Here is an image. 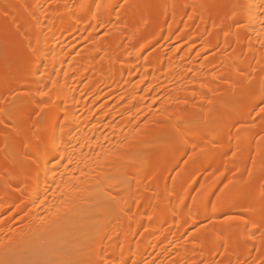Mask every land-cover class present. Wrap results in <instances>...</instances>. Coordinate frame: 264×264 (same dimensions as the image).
<instances>
[{"label":"bare ground","instance_id":"bare-ground-1","mask_svg":"<svg viewBox=\"0 0 264 264\" xmlns=\"http://www.w3.org/2000/svg\"><path fill=\"white\" fill-rule=\"evenodd\" d=\"M0 1V37L13 28L21 41L8 43L9 50L38 56L29 78H17L25 91L14 107L3 101L14 74L0 70V247L33 235L44 221L48 231L57 224L51 232L65 236L71 230L62 221L71 216L78 218L73 229L90 239V218L109 210L88 251H101L102 257L85 260L81 254L60 264H202L219 255L222 264H241L255 255L264 242V200L243 195L259 191L254 177L264 181L263 143L255 142L264 119L250 125L255 102L237 109L233 101L242 93L240 76L257 70V82L264 78V0H168L161 9H155L157 0L133 1L144 9L141 14L131 2L118 9L120 0ZM102 31L108 36L99 38ZM221 43L234 47L233 53L198 66L199 54ZM157 44L174 46L169 58ZM172 83L174 94L167 88ZM220 84H226L223 95L229 99L219 103L228 110L222 116L229 117L211 130ZM193 90L200 105L188 100L173 106ZM263 99L260 92L253 101ZM30 100L37 109L28 107ZM155 106L157 113L143 126ZM8 119L14 135L3 130ZM236 126L228 142L220 141V131ZM205 135L211 145L202 144ZM232 151L237 161L225 164ZM2 158L30 164L11 169ZM234 166L236 176L216 201ZM218 169L204 198L191 203L202 174ZM221 212L244 214L241 235L224 225L199 230L189 245L178 243ZM14 213L24 217L23 230L8 227Z\"/></svg>","mask_w":264,"mask_h":264},{"label":"rangeland","instance_id":"rangeland-1","mask_svg":"<svg viewBox=\"0 0 264 264\" xmlns=\"http://www.w3.org/2000/svg\"><path fill=\"white\" fill-rule=\"evenodd\" d=\"M120 1H119L118 9H121L124 6H127L131 2L132 3L131 5L133 7V11H135L137 14H141L142 12H144L143 8L138 7L136 4H133V1H136V0H120ZM2 2L3 1H0V7L1 6L3 7L5 5V4L3 5ZM156 2H158V3H157V6L155 9H157V8L161 9L162 6H165L167 4L168 0H157ZM12 4H14V3L12 2ZM12 4H7L8 8ZM7 5H6V7H7ZM215 10H216V8H215ZM4 16L5 15L0 13V20H1V18H5ZM106 35L108 36L107 32L102 31L98 34V37L103 38ZM20 41H21V39H20L18 33L13 28L7 29L6 33L2 34V37H0V70L2 72L3 71H10V72H12V74H14V77L10 78L8 80L9 82H7L8 83L7 86L9 85L8 88L10 87L11 92H9V94H8L9 96L7 95L8 97L6 96V98L5 97L3 98V101L4 100H6L7 102L10 101L9 102L10 107H14L18 102H20L19 100L21 99L23 92L25 91V89L22 90L21 88L16 86V85H18L17 78L19 76H22V77L27 76L26 78H29V76H30L29 72L31 71V69L35 65V63H37V61H38V56L26 57L22 53L20 48H16V50L15 49L9 50V44L10 43H19ZM157 45H155V46L158 47V50H160V51L162 50V52H165L166 57L169 58L170 54H171V49L174 46L169 45L168 46L169 48H167V46L166 45L163 46V44L162 45L157 44ZM172 45H174V44H172ZM86 46H87V44L80 46V49H79L80 52L83 51ZM155 46H153L152 48H149L147 50L146 54H149V53H152L153 51H155L156 50V48H154ZM201 48H202L201 44L196 45L195 46V53H197L196 51L199 52L200 51L199 49H201ZM233 50H234V47H232V46L225 47L223 45V43H221L213 50H209L207 52H201V54H199V57L196 58L197 64H198V66H201L208 59L215 57V56H222V57L230 56L233 53ZM243 58H246L245 51L243 53ZM17 68H20V71L15 72V69H17ZM42 68H44V67H42ZM23 74L26 76H23ZM258 74H259V71L256 70L254 72H251L248 77L240 76L239 80L237 81V89L242 93L237 94L238 96L236 95V98L233 101V104L235 107H237V109H242V108L248 109L253 104V102H255V106L252 105L253 108L250 110V121H249L250 125L259 124V123L261 124L262 123L261 121L264 119V111H261V109H264V99L262 101H259L258 103H256V101H253L260 92L264 94V78H262L261 83H259L260 81L257 82L256 77ZM189 76L193 77L194 75L191 74ZM187 84L189 85L190 83H187ZM220 85L221 86H220V88H218L216 95L213 96L214 98L219 99V102L215 103L216 105L213 108V113L215 114L216 117L214 119L211 130H215L217 125L221 124L224 120H226L229 117V115H226V114H225L226 116H222V114L228 113V110H225L224 108H220L219 103L220 102H222V103L226 102L227 103V102H229L228 101L229 99H226V97L223 95V87L226 86V84H220ZM167 88H168V91L170 92V94H174L176 91V85H174L173 83L170 84ZM21 90H22V92H21ZM193 91H194L193 95H191V93L189 92L188 94H186L187 95L186 98L178 99L177 101L173 102L174 103L173 106L181 105L182 102L188 101V100H190L191 103L194 104L195 106L200 105L198 95H196L195 90H193ZM30 101H28V103H29L28 107L33 106L35 109H37L38 108L37 104H35V102L33 100H30ZM104 101H105V99H104ZM0 105H4V104L0 103ZM6 106H9V105L6 103ZM157 108H158V106H157ZM151 110H152V112L150 111V113L146 116V120H145V123L143 124V126L147 125L148 122L151 120L152 115H153L152 113H157V111H158V109H156V106L153 107ZM153 110H155V111H153ZM36 112H37L36 113L37 116H39L41 119H43L45 117L43 112H40L38 110H36ZM239 126H236V127L232 128L231 130L226 129V130L220 131V135L222 137V139L220 141H222V142L226 141L227 140V139L225 140L226 136H228V137L233 136L235 134V132L237 131V128ZM3 130L9 135L16 134V128L11 123L10 119H8L7 123L3 126ZM208 137H210V136L205 135V137H204L205 140L202 139L203 145L207 146L210 144ZM232 139H233V137H232ZM202 140H201V142H202ZM220 141L218 142L219 145L221 143ZM259 141H262L260 143H263V144H260V146L263 148L262 151L264 154V131L262 132V135L259 136L258 140L255 139L256 143H259ZM226 142H228V140ZM202 144H201V146H202ZM222 145H225V143H222ZM255 145H257V144H255ZM234 153L235 152H233V151L229 153L228 158H227V162H225V164H228V162L233 164L234 162L237 161V155ZM252 159H253V157L251 156L249 158V163H248L249 165L252 164ZM187 160H188L187 158L183 159L181 161V165L186 164L188 162ZM2 161L9 164L10 168L12 167L11 169H14L13 167H16V166H17L16 167V169H17V168H20V166L21 167L22 166H28L30 164V161L26 160L24 163H22V165L18 166L19 162L14 160V159H11V158H2ZM181 165H180V168H182ZM230 171H231V174L229 173L228 177L224 179V183L221 185L219 190H217L215 195H214V199L216 201H220L222 199L221 193L224 189H226L231 184L232 179L236 176L237 168L234 166L230 169ZM220 172H221L220 169H218V170H214L212 173H209V174H207V173H203L204 175L202 174V178H201L202 182H200L201 183L199 186L200 188H198L199 191L195 192V194L192 195V202L191 203H193V204L194 203L195 204L200 203L199 201L202 198H204V196L209 191V189L213 183L212 180H213L214 176L218 175ZM248 172L245 176L249 175ZM173 174L177 175V171L176 172L174 171L172 173V175ZM172 175H171V177L173 178L174 175L173 176ZM185 177H186V175L185 176L183 175L182 179L184 180ZM254 180L257 181V183H258L259 191L258 192H247L243 196H244V198H246L248 200H251V199H254L257 197L264 200V193H262V194L260 193V191L264 192V181L259 180L257 176L254 177ZM128 183H130V182L127 181V185H129ZM186 184H187V182L183 183V185H186ZM197 202H199V203H197ZM262 208H264V206ZM12 210L14 212V209H11L10 212ZM13 212L11 213L12 215H13ZM108 212H109V210L105 211L103 213V214H105L104 216L108 215ZM45 213L47 214L48 211L46 212V210H44V212H43L44 216H45ZM14 215H15V213H14ZM19 215H21V214H16L14 217H12V219H10L11 221L7 219L8 221L11 222V223L9 222L10 224L8 223V227L10 226L9 228L11 231L13 228H14L13 230H17V231L23 230L25 228V226L23 225L25 221L22 219V222H20V220L23 216H19ZM11 216L9 218H11ZM104 216H100V217H96V218H95V216H93L90 218L93 221L92 222L93 224L90 225V226H93L92 227L93 230L90 231V239H89V237L87 239V237H85V235H82V233H80L79 230L73 229V227L76 225L77 220H78L77 216H71L73 218H70V219L68 218V219H65L62 221L64 223L63 225H66L65 227H68V228H70L69 230H71L65 236H63L61 234H55L54 233V232H56L55 228H56L57 224H55V227L53 225L50 228V231H48L49 228L47 227V225H49V223L44 221L41 225H38L37 231L34 232L33 235H31V236L22 235L21 237L18 236V238L15 241L2 244L0 247V264H60L61 262H63V263L71 262L72 260L79 258V255H81V254H85L83 256V259H85V260H90V259L93 260V259L97 258V256L100 254H101L100 257H102L103 253L101 251H100V254L95 253V251L94 252H88V251L92 247L93 242H95L96 238L99 237L98 235L100 234V232H102L101 231L102 230L101 218L104 219ZM3 217L1 219H4ZM243 217H244V214L241 212H221V213H219L218 218L210 219L207 222L203 223L202 225L195 227V228H192L191 231H189L188 234L186 236H184L182 240L178 241V243L183 245V246L189 245L194 241V238H196V236H197L196 235L197 232H200L199 230L207 229L209 231V230H213L217 226H224V225H230L232 228L237 229V231H239V233H237V234L241 235L242 234L241 228H242V224H243V221L241 220V218H243ZM6 218H7V215H6ZM31 220H28V221H31ZM86 221L90 222V220H86ZM87 222H85V223H87ZM85 223H84V225L89 224V223H87V224H85ZM25 224H26V222H25ZM84 225H83V227H84ZM22 226H24V228ZM51 230H53L54 232L53 231L51 232ZM263 238H264V232H263ZM73 240L75 241V243L72 242ZM139 245H138V247L140 248L142 245H140V246ZM174 246L175 245H171L170 248L172 249V248H174ZM94 247H95V245H94ZM210 247H211V245H209V248ZM209 250H211V248ZM96 251H97V249H96ZM173 255L176 257L178 256L175 253H173L172 256ZM219 256L216 258V260L214 262H203L202 264H222V262H224L223 257L221 255H219ZM252 256L241 264H264V242L260 245V247L258 248V251L255 253V255L253 254ZM150 257L151 256L148 255L146 258L149 259ZM256 258L260 259V263H259V261L257 262V260H255ZM167 260L170 261L172 259H170V257H169V259H167Z\"/></svg>","mask_w":264,"mask_h":264},{"label":"snow or ice","instance_id":"snow-or-ice-1","mask_svg":"<svg viewBox=\"0 0 264 264\" xmlns=\"http://www.w3.org/2000/svg\"><path fill=\"white\" fill-rule=\"evenodd\" d=\"M261 111H264V109H261ZM56 159H57V161L59 160V158H56ZM53 171H55V169Z\"/></svg>","mask_w":264,"mask_h":264}]
</instances>
